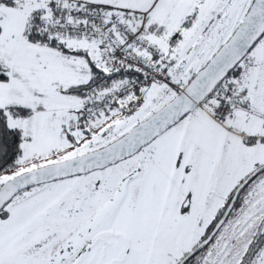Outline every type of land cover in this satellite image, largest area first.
<instances>
[{"label":"snow or ice","instance_id":"1","mask_svg":"<svg viewBox=\"0 0 264 264\" xmlns=\"http://www.w3.org/2000/svg\"><path fill=\"white\" fill-rule=\"evenodd\" d=\"M0 264H264V0H0Z\"/></svg>","mask_w":264,"mask_h":264}]
</instances>
